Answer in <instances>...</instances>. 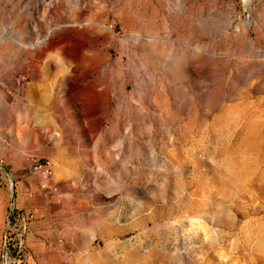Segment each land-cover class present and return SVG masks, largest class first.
<instances>
[{"label":"rangeland","instance_id":"1","mask_svg":"<svg viewBox=\"0 0 264 264\" xmlns=\"http://www.w3.org/2000/svg\"><path fill=\"white\" fill-rule=\"evenodd\" d=\"M34 78L0 264H264V0H0V114ZM10 180L33 216L5 249Z\"/></svg>","mask_w":264,"mask_h":264},{"label":"built area","instance_id":"2","mask_svg":"<svg viewBox=\"0 0 264 264\" xmlns=\"http://www.w3.org/2000/svg\"><path fill=\"white\" fill-rule=\"evenodd\" d=\"M26 171L28 173L37 174L40 176L39 183L37 185V192L42 196H49L57 192V183L54 181V165L48 157H33L31 158ZM10 171L7 168L5 162L0 158V178L1 182H5L6 177H10ZM10 193H11V207L7 218V227L10 228L12 224L18 225V232L16 233L17 240L14 241L9 232H5L2 240L3 247L8 248L9 245L22 243V236L27 229L29 221L32 219V213L29 210H19L16 208L13 200V186L10 180ZM27 196L33 197L36 194L35 190H27Z\"/></svg>","mask_w":264,"mask_h":264},{"label":"crops","instance_id":"3","mask_svg":"<svg viewBox=\"0 0 264 264\" xmlns=\"http://www.w3.org/2000/svg\"><path fill=\"white\" fill-rule=\"evenodd\" d=\"M50 78H47L48 80ZM3 83L10 84L12 87L18 88V85L14 84L13 82H18L16 79L14 80L13 77L11 78H3ZM11 87V88H12ZM44 87V86H43ZM40 85H37L35 78L31 81H27L25 85V89L27 90V97L25 98V105L22 109L11 107L8 110H5L2 114H0V123L3 125L1 126L2 129L8 130H23L30 126V124H34V112L30 110V107H34V94L36 91L40 90ZM31 94V96H30ZM5 101V99H4ZM48 105V104H47ZM84 105H82L83 107ZM27 107V108H26ZM102 254H109L112 251L111 243L106 242L103 244V247L100 249Z\"/></svg>","mask_w":264,"mask_h":264},{"label":"bare ground","instance_id":"4","mask_svg":"<svg viewBox=\"0 0 264 264\" xmlns=\"http://www.w3.org/2000/svg\"><path fill=\"white\" fill-rule=\"evenodd\" d=\"M244 1V0H243Z\"/></svg>","mask_w":264,"mask_h":264}]
</instances>
